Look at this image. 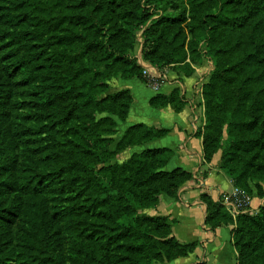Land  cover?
I'll use <instances>...</instances> for the list:
<instances>
[{"label": "trees", "instance_id": "16d2710c", "mask_svg": "<svg viewBox=\"0 0 264 264\" xmlns=\"http://www.w3.org/2000/svg\"><path fill=\"white\" fill-rule=\"evenodd\" d=\"M164 1L0 0V264H154L196 250L198 241L175 237V220L139 213L161 194L177 198L194 178L166 169L174 151L145 148L110 164L169 132L136 123L115 137L133 96L110 81L147 82L135 55L141 30L143 58L160 70L191 75L188 58L213 61L205 162L223 148L222 167L236 186L264 181V0H186L185 10L153 19L148 4ZM15 72L31 95L25 105L38 142L24 163L10 106ZM169 103L180 106L178 90L150 100ZM200 198L212 229L235 224L237 264H264V205L233 219L210 194Z\"/></svg>", "mask_w": 264, "mask_h": 264}, {"label": "crops", "instance_id": "0c3cea01", "mask_svg": "<svg viewBox=\"0 0 264 264\" xmlns=\"http://www.w3.org/2000/svg\"><path fill=\"white\" fill-rule=\"evenodd\" d=\"M136 57L145 69L146 83L137 78L125 80L120 77L110 81L113 91L127 88L132 93L133 104L125 122L133 123L137 120V123L169 130L165 136L136 147H140V151L145 148H170L174 154L166 166L167 170L181 167L194 174L197 172L198 175L197 179L187 182L179 190L177 198L161 194L156 207L139 209V213L144 215L168 216L175 220L173 234L179 241L199 243L196 250L188 256L154 264H237V251L233 241L235 224L231 222L212 229L205 223L207 206L200 198L202 193H208L214 200H219L221 191H232L238 187L233 178L218 167L217 159L211 163H206L204 159L203 139L198 130L201 125L199 90L205 80L202 74L206 72V66L196 67L191 75H187L172 66L160 70L145 61L141 52ZM159 73L166 75L161 86L158 89L152 87L147 94L136 98L131 87L142 83L149 85V76ZM174 90L179 92V107L171 103L164 106L150 104L154 96L169 95ZM253 197L254 193L251 194V204L255 211L258 202L253 203Z\"/></svg>", "mask_w": 264, "mask_h": 264}, {"label": "rangeland", "instance_id": "374dc122", "mask_svg": "<svg viewBox=\"0 0 264 264\" xmlns=\"http://www.w3.org/2000/svg\"><path fill=\"white\" fill-rule=\"evenodd\" d=\"M185 1L186 0H165L164 2L159 3V4H155V3L148 4V6L150 5L152 10H154L155 14H154L153 19H156L163 14L173 15L175 13L180 12L181 10H185L187 8ZM175 7H177V9ZM4 27L6 28L10 27L9 22L6 23ZM142 32L143 31L141 30L137 34L135 55H137L139 52L142 53V49H143ZM202 49L204 50L205 46H203ZM187 61L189 62L188 64L193 68V70H195L196 67H199L202 65L206 66V72L202 74V77L205 80L203 84H201L200 90H199L201 125L199 126L198 134L203 139V134L205 132V128L207 125L206 100L204 97V87L210 81L211 74L214 70V64H213V61L207 57H203L199 62H196V63L191 62L190 58H188ZM14 78H15L17 87H16V92H14V94L11 97L10 106L13 110L14 124L16 128H18V130L21 133H23L22 138L19 143H20V159H21V162L24 163L30 160L29 155L32 156L33 154L38 153L37 152L38 142H37L36 136L32 133V130L30 129V126L32 125V120H31V116H29V108L25 105L27 101L31 98L30 92L27 89V87L21 83L22 76L20 74L15 72ZM142 85H133L131 87L133 93L138 99L141 95L147 94L148 91H150V89L152 88L151 86L146 85L144 83H142ZM135 123H137V120L134 121L133 123H131L130 121L129 122L127 121L119 122V132L118 134L115 135V137L119 139L122 133L124 132V130L128 126L135 124ZM227 139H228V133H227V125H226L223 131V144L222 145L225 144ZM139 151H140V147H131V148L123 149L115 156V158H113L110 161V164L123 163L128 158H130L132 154L139 152ZM244 155H247V154H244ZM222 156H223V148L218 149L213 154L212 159L210 160L209 163L213 162L214 159H217L219 161L218 167L227 174V170L222 167ZM243 159L245 160L244 157ZM247 186L249 187L246 188L242 186L240 188L246 191L250 196L251 194L254 193V196L256 198L253 197V203L258 202V207L251 215H255L260 211V207L264 205V194L263 196H261L258 193L259 187H261L264 191V181L261 179L259 180V178L249 179Z\"/></svg>", "mask_w": 264, "mask_h": 264}, {"label": "built area", "instance_id": "2783aa9c", "mask_svg": "<svg viewBox=\"0 0 264 264\" xmlns=\"http://www.w3.org/2000/svg\"><path fill=\"white\" fill-rule=\"evenodd\" d=\"M165 78L166 75L164 73L151 74L148 83L154 89H158ZM197 176L196 172L194 178L197 179ZM218 201L221 202L233 219H236L241 214H252L254 212L251 204V196L240 187H235L232 191H221Z\"/></svg>", "mask_w": 264, "mask_h": 264}]
</instances>
